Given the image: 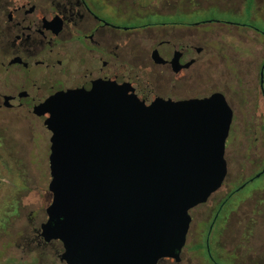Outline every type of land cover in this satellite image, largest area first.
I'll return each instance as SVG.
<instances>
[{
	"label": "flooded vegetation",
	"instance_id": "obj_1",
	"mask_svg": "<svg viewBox=\"0 0 264 264\" xmlns=\"http://www.w3.org/2000/svg\"><path fill=\"white\" fill-rule=\"evenodd\" d=\"M246 11L264 15V0H0V160L18 167L44 143L50 178V108L102 87L151 89L173 102L221 94L233 114L229 134L234 124L243 128L241 178L228 182L235 155L225 144L221 188L189 211L184 246L157 264H264V185L239 196L264 175V162L248 152L258 142L256 121L248 126L238 103L246 78L262 84L264 46L249 25L221 17ZM203 12L211 17L200 19ZM23 165L14 170L20 178L31 170ZM40 226L26 247L51 248L64 264L61 244H45Z\"/></svg>",
	"mask_w": 264,
	"mask_h": 264
},
{
	"label": "water",
	"instance_id": "obj_2",
	"mask_svg": "<svg viewBox=\"0 0 264 264\" xmlns=\"http://www.w3.org/2000/svg\"><path fill=\"white\" fill-rule=\"evenodd\" d=\"M225 97L173 102L151 89L102 87L55 102L38 236L64 264H157L185 244L189 211L226 177Z\"/></svg>",
	"mask_w": 264,
	"mask_h": 264
},
{
	"label": "rangeland",
	"instance_id": "obj_3",
	"mask_svg": "<svg viewBox=\"0 0 264 264\" xmlns=\"http://www.w3.org/2000/svg\"><path fill=\"white\" fill-rule=\"evenodd\" d=\"M247 10V9H246ZM223 13H218L222 15ZM211 14L203 12L201 18H209ZM233 21L244 22L249 25L248 33L257 37V39L264 46V15L252 17L249 12L235 14L234 12L225 13L221 16ZM256 30V31H255ZM249 35H247V38ZM251 40V39H250ZM252 41V40H251ZM251 41L247 42V47L252 46ZM243 48V47H241ZM264 49V48H263ZM248 55V50L243 51ZM247 62L252 60L246 56ZM264 61V57L260 59ZM253 63L252 71L257 70L258 62L250 61ZM258 78L252 76L246 78L244 85L242 86L241 93L238 96V103L244 110V116L242 119L247 121V125H254L257 127L256 138L258 142L254 143L255 146L250 144L247 150L249 153L256 152L257 157H262V163L264 162V129H261L262 122L264 120V78L262 84L259 85ZM259 88V89H258ZM258 89V90H257ZM257 90V93L256 91ZM228 100V99H226ZM229 104V101H227ZM253 104L263 105L262 112L255 113L249 111L252 109ZM247 105V106H246ZM237 107V104H236ZM238 108V107H237ZM240 113V112H239ZM238 114V113H237ZM249 120V121H248ZM241 127L232 126L228 139L226 140V147L229 153H234L235 160L229 163V181L237 182L240 180V169L243 167L242 158L244 157V148L242 139ZM36 152H31L24 160H18L19 166L17 167L14 160H0V264H60L58 260L52 256L53 250L51 248L38 249L35 245L26 247V239L32 238L34 229H38L39 226L46 221L45 210L50 204V198L48 192V157L44 152L45 145L40 143ZM254 152V153H255ZM25 165H29L30 172L23 178L16 175L14 170L22 168ZM23 166H22V165ZM21 165V166H20ZM20 178L22 182L18 179ZM24 184L26 187H24ZM264 185V175L260 179L254 180L247 188L243 189L240 193L241 196H246L254 188H258Z\"/></svg>",
	"mask_w": 264,
	"mask_h": 264
}]
</instances>
